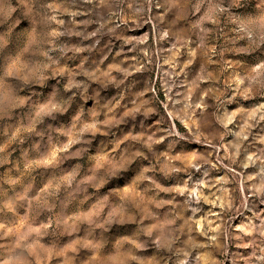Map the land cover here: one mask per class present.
<instances>
[{
    "label": "clouds",
    "instance_id": "9594fccd",
    "mask_svg": "<svg viewBox=\"0 0 264 264\" xmlns=\"http://www.w3.org/2000/svg\"><path fill=\"white\" fill-rule=\"evenodd\" d=\"M0 264H264V0H0Z\"/></svg>",
    "mask_w": 264,
    "mask_h": 264
}]
</instances>
